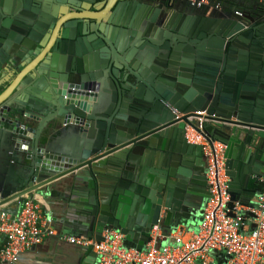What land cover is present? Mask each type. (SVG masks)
<instances>
[{
    "label": "water",
    "instance_id": "obj_1",
    "mask_svg": "<svg viewBox=\"0 0 264 264\" xmlns=\"http://www.w3.org/2000/svg\"><path fill=\"white\" fill-rule=\"evenodd\" d=\"M162 1L196 12L140 25L143 0H5L1 12L22 24L0 30V62L13 68L3 78L0 66V206L56 185L81 197L76 234L101 240L110 226L142 250L152 225L197 231L211 196L202 148L185 137L198 111L225 144L228 206L258 204L264 28L254 13ZM79 253L94 264L91 247Z\"/></svg>",
    "mask_w": 264,
    "mask_h": 264
},
{
    "label": "built area",
    "instance_id": "obj_2",
    "mask_svg": "<svg viewBox=\"0 0 264 264\" xmlns=\"http://www.w3.org/2000/svg\"><path fill=\"white\" fill-rule=\"evenodd\" d=\"M196 7L215 3L214 0H186ZM264 1V0H260ZM239 13V12H238ZM208 114L204 111L187 115L185 137L189 143L199 144L205 161V175L210 198L204 206L198 230L184 237L183 228L163 241L162 229L152 225L150 241L142 250L127 247L124 235L110 226L101 232V240L86 236H60L66 243L91 247L95 252L94 264H212L213 251H222L230 264H264V194L258 196V204L243 206L235 201L230 207L228 176L225 173V144L211 140L205 134L202 123ZM213 121L218 119L210 115ZM242 210L254 213L248 216ZM55 219L41 211L32 197L18 200L15 212L0 207V264H18L23 251L39 245L45 238L56 234ZM255 223L254 228L249 224Z\"/></svg>",
    "mask_w": 264,
    "mask_h": 264
},
{
    "label": "crops",
    "instance_id": "obj_3",
    "mask_svg": "<svg viewBox=\"0 0 264 264\" xmlns=\"http://www.w3.org/2000/svg\"><path fill=\"white\" fill-rule=\"evenodd\" d=\"M51 191V194L37 191L33 194L32 198L39 203L41 211L44 214L51 215L55 219L54 227L56 234L45 238L39 245L23 251L18 264H86L87 262L84 261L85 255L79 253L82 247L66 243L60 239V236H83L73 231L76 227L80 226L79 223L82 219L78 214L81 197L68 188L56 185L51 186ZM52 200L64 204L68 210L59 211L53 208L49 204ZM0 207L15 212L18 208V200L7 202ZM251 226L252 223L249 224V228ZM178 228H183L185 238L190 237L195 232L194 229L187 228L184 225H180ZM174 232L164 233L162 231L164 236L162 240L169 242L170 236ZM212 256V264H230L227 255L222 251H213ZM196 264H199L198 260Z\"/></svg>",
    "mask_w": 264,
    "mask_h": 264
},
{
    "label": "flooded vegetation",
    "instance_id": "obj_4",
    "mask_svg": "<svg viewBox=\"0 0 264 264\" xmlns=\"http://www.w3.org/2000/svg\"><path fill=\"white\" fill-rule=\"evenodd\" d=\"M10 8L13 9L15 6H20L21 8L24 7V3L22 0H9ZM2 3V4H1ZM215 3H211L207 6V12L211 9H214ZM5 7V0H0V30H16L19 28L22 24V22H19L17 19H15L12 15H5L1 12V9ZM196 8V6H195ZM203 8V6H202ZM220 8L224 12H239V14L243 13H254L252 23L257 25L258 27L264 28V1L256 0V2L249 8L243 11L239 10H233L229 8H224L222 5H220ZM186 11L189 13H195L196 10L184 3H178L175 6H169L166 1L162 0H143V8L142 13L145 14L144 19L140 23V25H147L148 24V16L153 14L155 15L154 24L156 26H163L165 24V21H167L169 18H172L174 15L177 14V12ZM5 15V16H4ZM4 16V17H3ZM10 19V21H7L6 19ZM5 20V21H4ZM14 45V44H13ZM12 45L10 48L12 51L15 50V47ZM11 58L10 54L7 52L5 53V56L2 57V60L8 58ZM0 66L5 67V71L3 74V78L9 77L11 73L13 72V68L8 64L7 61L3 62ZM121 80V79H120Z\"/></svg>",
    "mask_w": 264,
    "mask_h": 264
},
{
    "label": "trees",
    "instance_id": "obj_5",
    "mask_svg": "<svg viewBox=\"0 0 264 264\" xmlns=\"http://www.w3.org/2000/svg\"><path fill=\"white\" fill-rule=\"evenodd\" d=\"M214 1L222 5L224 8H229L239 11L249 9L256 2V0H214Z\"/></svg>",
    "mask_w": 264,
    "mask_h": 264
}]
</instances>
